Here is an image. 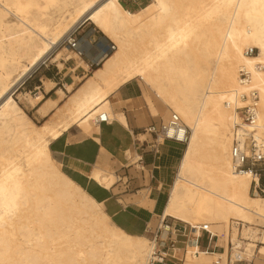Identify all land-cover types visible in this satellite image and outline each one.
<instances>
[{
    "label": "bare ground",
    "instance_id": "1",
    "mask_svg": "<svg viewBox=\"0 0 264 264\" xmlns=\"http://www.w3.org/2000/svg\"><path fill=\"white\" fill-rule=\"evenodd\" d=\"M83 21L114 42L116 51L79 78L76 88L72 82L57 89L55 100L26 96L32 107L42 102L41 113L52 115L37 126L14 98L16 88L49 58L60 71L61 52L51 55ZM249 49L255 53L247 55ZM76 59L87 67L77 54L65 60ZM240 69L258 92L256 131L264 139V0H150L137 13L123 10L119 0H0V264H148L152 241L113 225L49 149L70 128L87 133L100 118L125 126L107 98L137 80L190 132L157 229L166 234V218L177 222L179 229L172 230L181 236L189 227L210 233L211 225L221 224L233 257L241 258L236 226L254 238L249 226L255 218L264 222V197L250 195L258 182L253 171L232 169L231 129L246 92ZM44 87L48 92L54 83L44 80ZM89 177L103 189L115 180L99 166ZM198 234L189 240L183 264H209L190 262L199 257L192 254ZM259 240L264 245V233ZM181 246L170 253L176 256ZM258 254L264 257V246ZM221 259L216 264H225V254Z\"/></svg>",
    "mask_w": 264,
    "mask_h": 264
},
{
    "label": "crops",
    "instance_id": "2",
    "mask_svg": "<svg viewBox=\"0 0 264 264\" xmlns=\"http://www.w3.org/2000/svg\"><path fill=\"white\" fill-rule=\"evenodd\" d=\"M142 1L127 0V4L130 7H138ZM98 39L94 37V40ZM80 59L87 65L88 68H86L90 69L88 61ZM77 69L81 70L82 73L87 70L80 66L76 67L75 70ZM34 71L31 73L32 76L37 72ZM60 73L61 71L59 73L56 71H42L36 76L38 80L35 84L26 80L30 74L19 86L21 84H28L30 87L35 85L32 88L33 91H38L37 94L40 93L44 101L47 99L55 100L57 98L56 90L61 89L56 86L61 82V79L56 78ZM65 76L63 75V78ZM43 78L49 81L53 80L54 88L46 92L44 81L42 82ZM19 86L16 88L14 98L17 94L21 95L17 91ZM63 89L65 90V87ZM140 97L139 87L130 82L118 88L107 98L112 114L114 116L121 115L126 128L118 121L107 124L102 123V125L97 124L92 126L87 133H83L77 127H72L53 140V143L51 142L49 145V149L52 159L59 165L60 170L89 197L101 204L102 210L113 225L129 235L144 236L146 238L149 234L148 229H152L154 226V218L159 217L166 204L165 185L171 173L176 154L179 151L180 143L165 141L154 150L153 140L152 143L147 139L139 140V137L147 135L143 133V129L155 123L148 108L144 107L143 109L139 106ZM146 102L151 111L155 113L150 98ZM25 104L22 105L24 109L22 112L24 114V111H27V113L32 112L34 120L45 122L49 118V115L41 113L42 102L33 107L29 101L28 103L25 101ZM144 123L148 124L145 126ZM142 157L144 163L146 161L145 166L143 162H139ZM135 163L138 164L135 166ZM142 164L144 168L148 169V182H146L144 174H138V171H136V167H142ZM98 166L109 168L115 177L108 189H103L89 177L91 171ZM146 200L151 202L150 206H144L140 203ZM192 231L194 233V230ZM210 231L212 236H215V234L222 235L213 232L211 228ZM200 232L197 239L200 237ZM177 244L179 245L178 241ZM197 249L204 255L209 253L201 251L198 245Z\"/></svg>",
    "mask_w": 264,
    "mask_h": 264
},
{
    "label": "rangeland",
    "instance_id": "3",
    "mask_svg": "<svg viewBox=\"0 0 264 264\" xmlns=\"http://www.w3.org/2000/svg\"><path fill=\"white\" fill-rule=\"evenodd\" d=\"M149 3H150V0H143L142 3L140 4V6H138V7H132L131 6L130 7L127 4V0H119V5H120V7L123 10H127V11H130V12H133V13L140 11L142 8H144ZM49 12L53 13V12H55V10L50 8ZM55 15H56L55 18L57 19L58 13H55ZM76 27H79V32H81L82 35L88 36L91 32H93L95 39L100 38V39H103L104 41H106L107 43H110V40L107 39L100 31H98L88 21H83L82 23H80ZM113 44L115 45L114 42H113ZM64 48H65V46H63L62 43H61L53 51V53L51 55L52 57H54L57 53L61 52V63L63 64V68L60 70L61 73L59 74V76L56 77L57 79L58 78L61 79V82H59V84L57 82L58 85H56V86H57V88L63 89L64 88V84H66V83L67 84H71L73 82V84H74L73 88H76L79 85V83H80L79 78L83 79V78L89 76L92 73V70H94V68L93 69L92 68L91 69H87V68L83 67L84 69H87L84 73H82L81 70H78V69L75 70V72H74L73 68L79 67V66L81 67V63H80L79 59L66 61L65 59L68 57V55H73L75 53H71V52L67 51L66 48L65 49ZM114 51H116V46H115V50ZM114 51L113 50L109 51L107 53V56L111 55ZM100 64L101 63H99V66H100ZM39 67H40V65H39ZM35 71H37L35 75L32 76V74H31L28 78H26V80H29L30 82H33L34 84L38 80L36 78V76L42 71H50V72L56 71L57 73L60 72L58 70V68L56 67V63H52L50 58L48 60H46L44 63H42L41 67L39 69H36ZM63 75H66L65 78H63ZM44 80H46V79L43 78L42 82ZM51 81L54 82L53 80H51ZM76 83H78V84H76ZM132 83H133V85H137L139 87V89H140L141 97L139 99V106L141 108H143V109H144V107L148 108V110L150 111V114L153 117V121L156 124H160L161 122L168 121L170 116H171V114H172V112L162 102H160L157 98H155L154 94L151 93L149 90H147V88L143 85V83L141 81L137 80V81H133ZM33 86H35V85H32V87H30L28 84H26V85L21 84L18 87L17 91H18L19 94H21V96H20L21 100L17 96H15V99H16L17 103L19 104L20 108L22 109V111L24 110L22 105H26L25 101L28 103V101L26 100V96L34 97L37 94V92H38V91H33V89H32ZM28 92H31V93H28ZM66 96H67V94H66ZM147 97L150 98V100L152 101V106L155 109V113H153L151 111L148 103L146 102V98ZM24 112L28 116V118L35 125L39 126V125L44 123L43 121L34 120V116H33L32 112L31 113L30 112L27 113V111H24ZM50 117L51 116L49 115V118ZM49 118L46 121H48ZM144 124L146 126L148 123H144ZM189 135H190V132L187 131L186 138ZM146 139L149 140L150 143H152V139L149 136H147V135L139 137L140 141H143V140H146ZM145 144H147V143L145 142ZM185 146H186V140L183 143H180V145H179V151L176 154L177 156H176V158L174 160L171 173L169 174L168 181H167V183L165 185L164 194L166 195V200H167V197H168L169 189H170V187L172 185V182H173V180L175 178V175L177 173V167H178V164H179V161H180V158L182 156V153L184 151ZM3 149L6 150V149H9V147H7V148L4 147ZM0 153H2V152H0ZM141 160H142L143 164L145 165L146 161L144 163V158L143 157L141 158ZM137 164L138 163H135V166ZM140 169H141V167H138V166L136 167V171H138V174L139 173L144 174L146 182H148V180H149V174L147 173L148 169L144 168L143 171H141ZM256 169H262L263 170V172H261V180H260L259 184L264 189V165L255 167V170ZM255 193L256 192L254 191V187H253V184H252V186L250 188V195L254 196ZM257 194L260 195L261 197H264V194H261V193H257ZM101 208H102V206H101ZM160 219H161L160 215H159V217L154 218V226H153L152 229H148L149 234L146 236V239L148 241L149 240L151 241V235H153L155 233ZM165 222H167L171 227L179 229V226L175 225L177 223L175 220H173L171 218H166ZM233 222H235V221L231 220V222L229 221V223H228L229 231L232 230V223ZM202 223H204V221H201L198 224L200 225ZM249 227L254 232H256L255 236H254V238L252 240L251 239L248 240L246 237L242 236V225L241 224L236 226L237 230L239 231L238 232L239 240L243 243L241 245L240 251L244 252V253L241 256V258H236L235 259L233 257L232 245L228 241V239H230V237H228L227 239L224 238V236H223L224 235V227L221 224H219V225H211V227H210L213 232H218V233L222 234V235H220L218 237L210 235L208 230L203 228V227H199L200 229H194V228L189 227L188 228V233H186V236H181L175 230L176 235H178V237H179L178 238V243H179V245H182L180 247V249H179L180 252L179 251L177 252L176 257H178L180 259V264L184 263V261H185L184 257H185V254L187 253V251H186L187 244H188L189 240L193 239V233H192L193 231L192 230H194V231L198 230V231H201L200 232V237L197 239V241L195 243L196 244V246H195L196 248H193L192 254L198 253L199 257L197 258V260H194V259L190 260L189 259L191 263H203V262H206V263H209V264H216V261H219V262L222 263L221 256L223 254H225V264H231V262H233L232 264H264V261H263L264 257L262 258L258 254L259 249L262 246H264V245H261V241L259 240V238L261 237V234L264 233V222L262 220L258 219V218H255V223L253 225L249 226ZM202 230L206 231L211 237H213V239H212L213 241L212 240L209 241L208 240L209 235L206 232L202 231ZM162 235H166V234L163 232ZM248 242L250 243V245H252L249 248H247V246L245 245V244H248ZM179 245L177 244L176 248ZM197 245L199 246V249L201 251H207L209 253L204 255L203 253L199 252L198 249H197ZM253 245H254L255 248L253 247ZM245 249H249V250H251V252L250 253L245 252ZM215 255L217 256L216 259L213 257Z\"/></svg>",
    "mask_w": 264,
    "mask_h": 264
},
{
    "label": "built area",
    "instance_id": "4",
    "mask_svg": "<svg viewBox=\"0 0 264 264\" xmlns=\"http://www.w3.org/2000/svg\"><path fill=\"white\" fill-rule=\"evenodd\" d=\"M93 35V32L88 36L82 35L79 32V27H76L62 43L67 51L77 54L79 58L86 59L90 69L98 67L102 59L107 56V53L114 48L112 44L103 39L94 40ZM254 52L255 50L249 49L246 54L252 55ZM238 79L240 85L246 88V92L240 94L244 105L238 110L239 122L235 121L231 129L230 156L232 169L234 173L245 170L253 171L258 177V182L254 181L252 183L254 191L264 194V189L259 184L263 170H255V167L264 165V139L256 131L259 96L257 90L249 87L251 78L248 71L240 69ZM102 123L107 124L108 121L100 118L97 124ZM181 132L184 139L178 137ZM143 133L151 137L153 149L155 150L165 141L183 143L186 140L187 131L179 117L172 114L166 122L150 124L143 129ZM139 162H142V160H139ZM144 166L142 164L141 171H143ZM161 225L168 230L164 237H162V227L156 229L155 233L151 235L153 250L148 264H180V259L170 253L176 248L178 235L165 220L161 221ZM212 239L213 237L209 235L208 240L211 241Z\"/></svg>",
    "mask_w": 264,
    "mask_h": 264
},
{
    "label": "trees",
    "instance_id": "5",
    "mask_svg": "<svg viewBox=\"0 0 264 264\" xmlns=\"http://www.w3.org/2000/svg\"><path fill=\"white\" fill-rule=\"evenodd\" d=\"M97 68H99V66L98 67H96V68H94V69H97ZM48 76V75H47ZM261 180V179H260Z\"/></svg>",
    "mask_w": 264,
    "mask_h": 264
}]
</instances>
